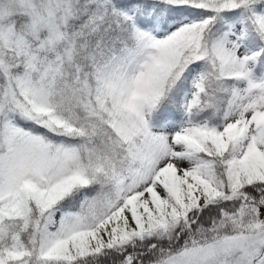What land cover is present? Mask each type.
<instances>
[{"label":"snow or ice","instance_id":"1","mask_svg":"<svg viewBox=\"0 0 264 264\" xmlns=\"http://www.w3.org/2000/svg\"><path fill=\"white\" fill-rule=\"evenodd\" d=\"M0 264H264V0H0Z\"/></svg>","mask_w":264,"mask_h":264},{"label":"trees","instance_id":"2","mask_svg":"<svg viewBox=\"0 0 264 264\" xmlns=\"http://www.w3.org/2000/svg\"><path fill=\"white\" fill-rule=\"evenodd\" d=\"M257 71H259V69Z\"/></svg>","mask_w":264,"mask_h":264}]
</instances>
